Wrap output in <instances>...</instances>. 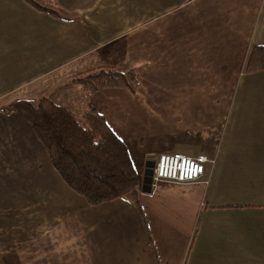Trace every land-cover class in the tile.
I'll list each match as a JSON object with an SVG mask.
<instances>
[{
	"label": "crops",
	"instance_id": "crops-1",
	"mask_svg": "<svg viewBox=\"0 0 264 264\" xmlns=\"http://www.w3.org/2000/svg\"><path fill=\"white\" fill-rule=\"evenodd\" d=\"M40 3L58 15L0 0V264H264V69L244 70L264 0ZM103 67L135 68L136 93L82 90V108L125 143L140 193L90 205L51 164L35 102ZM163 152L214 161L143 190Z\"/></svg>",
	"mask_w": 264,
	"mask_h": 264
},
{
	"label": "trees",
	"instance_id": "trees-1",
	"mask_svg": "<svg viewBox=\"0 0 264 264\" xmlns=\"http://www.w3.org/2000/svg\"><path fill=\"white\" fill-rule=\"evenodd\" d=\"M39 10L58 15L38 0H26ZM54 2L55 0H43ZM264 69V46L253 45L244 70ZM71 83L87 93L106 88H123L135 94V68L108 67L80 73ZM34 132L43 144L51 164L65 184L90 205H99L131 194L137 200L140 178L125 143L114 133L105 117L89 103L82 115L48 97L35 102Z\"/></svg>",
	"mask_w": 264,
	"mask_h": 264
},
{
	"label": "built area",
	"instance_id": "built-area-1",
	"mask_svg": "<svg viewBox=\"0 0 264 264\" xmlns=\"http://www.w3.org/2000/svg\"><path fill=\"white\" fill-rule=\"evenodd\" d=\"M213 161V158L206 154L189 156L180 152L161 153L152 167L151 185L160 181L174 183L203 181L206 165Z\"/></svg>",
	"mask_w": 264,
	"mask_h": 264
},
{
	"label": "rangeland",
	"instance_id": "rangeland-1",
	"mask_svg": "<svg viewBox=\"0 0 264 264\" xmlns=\"http://www.w3.org/2000/svg\"><path fill=\"white\" fill-rule=\"evenodd\" d=\"M38 1H40L42 3L46 2L43 0H38ZM45 6H51V5L46 4ZM54 88L55 89L52 90V92H45L46 93L45 95H47L46 97L52 99L56 103H60V102L66 103L67 106H69L71 109H73V111L75 112V115H77V116H80L83 114L84 108H82V107L84 105L83 103H84L85 93H83L82 89L78 85H75V84L73 85L71 83H65L63 85H59V86H56ZM196 151H198V150H194V152H196ZM163 153H168V152H163ZM199 154H204V153H199ZM196 155H198V154H195L192 156H196ZM158 156H156V155L150 156L149 158H147V160L155 161L158 158ZM100 235H102V234H100Z\"/></svg>",
	"mask_w": 264,
	"mask_h": 264
},
{
	"label": "water",
	"instance_id": "water-1",
	"mask_svg": "<svg viewBox=\"0 0 264 264\" xmlns=\"http://www.w3.org/2000/svg\"><path fill=\"white\" fill-rule=\"evenodd\" d=\"M154 161L153 160H147L146 162V169H145V174L143 178V190L148 191L151 186V175H152V167H153Z\"/></svg>",
	"mask_w": 264,
	"mask_h": 264
}]
</instances>
